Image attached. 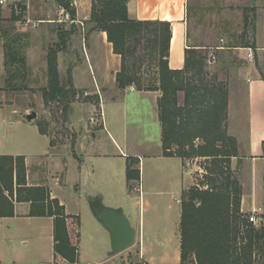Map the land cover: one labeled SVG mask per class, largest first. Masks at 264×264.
Listing matches in <instances>:
<instances>
[{"label":"crops","instance_id":"1","mask_svg":"<svg viewBox=\"0 0 264 264\" xmlns=\"http://www.w3.org/2000/svg\"><path fill=\"white\" fill-rule=\"evenodd\" d=\"M11 1L22 2L24 6L22 9H27L30 21L33 10L26 0ZM186 1L130 0L127 4V13L132 20L160 21L170 24L168 66L171 70H181L184 66V53L187 49ZM44 3L53 5L57 9L59 18L55 21L51 19L38 22L65 25V31L70 32L65 51L58 54V71L69 64L68 60L66 63L62 60L63 55L70 57L69 43L76 44V47H73L77 48L78 52L77 64L75 61L74 64L70 63L74 65L71 69L74 88L84 90L88 96L95 99L99 98L101 103L116 105L115 111L118 110L120 114L110 117L118 124L117 127H112L113 132H110L107 128L109 121L107 113H103L99 108L102 113L104 134L112 146V154L109 156L119 161L118 170L104 169L97 175L89 173V176H83L79 184L69 185L65 184L61 175L59 178H52L53 184L50 189L47 188L50 199H56L64 208L67 232L72 245L77 249V260L74 264H128L133 253L137 264H180L181 196L194 184L192 171L186 170L182 160L162 155L161 127L157 112L160 92L135 91L132 87L123 91L118 90L115 77L120 70V57L113 54L105 33L90 32L86 28L85 23L90 17L91 0H72L74 18H69L65 14L60 16L59 7L53 0ZM6 6H0V84L3 80L4 62L1 31L4 30L5 25L10 30L13 29L14 34L16 33L14 26H17L18 32L24 30L18 25L22 23L20 19L23 20L24 16H16L13 13L12 15L18 19L13 22L12 15L11 17L8 15L13 11V7ZM71 21L74 23L72 24ZM81 56L83 63L80 61ZM82 66H85L84 73L80 71ZM244 113L243 123L233 122L231 125L233 113L229 114L228 132L245 152L242 157L232 159L231 167L238 176L241 188L240 213L250 215L252 210H259L256 215L263 218L264 70L262 77H253L247 84ZM0 130L3 131L1 124ZM36 131L44 140L43 152L40 151L38 154H34L32 147L27 143L20 147L13 145L9 148L7 134L3 132L0 135V156L24 158L28 170L27 187L30 188L45 187V185L32 183L31 165L28 163L33 159L49 155L51 151L49 139L40 134L37 127ZM87 138L95 139V131L90 132ZM76 153L79 158L83 153L85 154L81 151ZM91 155L99 158L108 157V154L100 153ZM128 158L137 161L139 170V181L133 182L136 186L131 190L126 181ZM61 165L57 163L54 165L56 172L60 174L62 171L61 169L59 171L58 167L60 168ZM89 178H93L94 181L89 183ZM63 190L73 192L75 197L72 196V199H76V211L70 210L68 204L57 194ZM136 195L139 197V202L134 203ZM86 197L101 200L104 206L123 211L135 232V243L131 248L117 255L110 254L109 235L91 214ZM12 203L13 216L0 218V264H71L54 252L53 218L30 217V203ZM136 206L139 207L138 213ZM90 235L97 236L91 246L88 245ZM125 252L126 255L123 256Z\"/></svg>","mask_w":264,"mask_h":264},{"label":"trees","instance_id":"2","mask_svg":"<svg viewBox=\"0 0 264 264\" xmlns=\"http://www.w3.org/2000/svg\"><path fill=\"white\" fill-rule=\"evenodd\" d=\"M53 1L74 18L75 11L70 8L72 0ZM129 1L91 0L90 17L85 23L90 26V32L105 33L113 54L120 57L121 66L115 77L118 90L134 86L138 91L160 92L157 112L162 155L182 161L210 159L213 167L208 172L221 180L215 179L219 182L217 187L212 183H206L202 188L193 186L181 198L180 264H264V223L254 227L248 223L247 215L240 213V186L228 166L229 159L236 157V145L226 133L225 85L216 76H207L205 58L194 49L185 50L181 70H171L168 66L170 24L130 19L127 13ZM16 20L12 15V21ZM250 26L253 30V23ZM247 30L245 18L241 37H246ZM69 35L70 32L59 31L56 50L49 49L47 84L41 90L43 101L57 104L63 113L77 96L71 69H67L64 83L58 71V54L66 49ZM19 37L22 38L1 32L5 74L0 90L5 93L19 92L20 83L24 85L29 78L25 56L16 42ZM254 43H244V48L254 50ZM145 65L155 68L156 79L151 87H143ZM178 94L182 95L181 102ZM38 131L44 135L41 129ZM196 140L201 141L200 146L194 145ZM137 164L135 159H127L129 189L131 182L139 181ZM19 192L25 193L24 200L20 201ZM13 195L16 202L30 203V217L53 218L54 252L74 264L77 249L67 232L63 206L56 199H50L48 191L25 185L23 157L0 156V218L13 216Z\"/></svg>","mask_w":264,"mask_h":264},{"label":"rangeland","instance_id":"3","mask_svg":"<svg viewBox=\"0 0 264 264\" xmlns=\"http://www.w3.org/2000/svg\"><path fill=\"white\" fill-rule=\"evenodd\" d=\"M26 2L33 10L30 16L31 22L27 14H22L20 15L21 17L24 16L23 20L20 19L22 23L18 25H21L24 30L18 32L17 26H14L16 32L14 34L13 29L10 30L5 25L4 30L1 31L11 37L12 35L22 36L16 42L20 53L22 52V55L24 54L25 56L29 78L25 84L23 83L24 85L20 83L19 92L2 93L0 90V124L3 126V131L0 130V135L3 132L7 134V147L12 148L13 145L20 147V145L27 143L32 147L33 153L38 154L40 151L43 152L44 140L38 136L36 127L42 130V133L50 141L51 151L49 155L33 159L28 164L31 165L30 176L32 183L44 184L45 187L39 188L46 192L53 184L51 179L59 178L61 175L64 177L65 184L69 185L79 184V181L83 180V176H89V173L97 175L104 169L118 170L119 161L115 157L109 156V154H112V146L104 134L102 114L101 110H99L101 108L103 113H107L109 120H107V128L110 132H113L112 127H117L118 124L110 117L120 115L118 110L115 111L116 105L108 102L101 103L99 98L95 99L92 96H88L84 90L75 88L77 96L66 113H63L61 107L57 104H47L43 101L41 90L46 88L47 84V53L49 49L56 50V45L59 43L58 32L61 30L65 31V25L40 24L38 21H49L51 19L55 21L58 19L57 9L53 5L40 0H26ZM6 5V7L8 5L14 6L13 11L10 12L11 14L8 13L10 17L13 13L15 14L14 8L24 7L22 2L17 3L11 0H7ZM245 18L248 21V33L246 37H241ZM185 22L187 49H194L199 55L203 56L205 58L204 70L207 76H216L218 81L226 87L225 126L227 135L232 137L228 132L229 114L233 113L231 115L233 120L230 125L233 122L243 123L247 84L253 77L263 76L264 0H187ZM251 23H253V30L251 29L252 26H250ZM89 27L87 25L86 28L89 29ZM67 41H69V38ZM253 42H255L254 50L244 48V43L252 44ZM25 43L26 45L24 46L23 44ZM69 46L68 53L70 57L68 58L61 54L63 55L62 60L65 63L69 61V64H74L75 61L77 64L78 52L77 48L74 49L73 47H76V44L73 45L70 42ZM71 55H73L74 59ZM80 61L83 63V56L80 57ZM69 64L66 67H61L59 72L60 80L63 83L66 81L67 69L74 67V65ZM84 70L85 66H82L80 69L81 73H84ZM4 74L3 65V77ZM155 79V68L151 65H145L142 69L143 87H151L155 83ZM2 83L0 84L1 87H3ZM72 85L74 87L73 81ZM132 88L138 91L134 86ZM178 98L179 102H181L182 95L178 94ZM31 112L36 114V118L31 124H28L23 120L22 116ZM91 117L94 119L93 125L89 123ZM94 131L96 138H87L88 134ZM232 138L236 145V157L240 158L245 152L243 147L238 145L236 139ZM39 141L42 142L40 143ZM194 145L200 146L201 141L196 140ZM75 151L85 152V154H81L82 157L79 158ZM99 153L108 154V157L99 158L91 155ZM233 158L235 157L229 159L228 166L231 174L237 179L238 176H236L231 167ZM183 162L186 170L192 171L191 176L194 186L202 188L203 186L205 187L206 183L207 185L212 183L213 186L217 187L218 183L221 182L218 177L208 172L213 167L210 159L190 158ZM55 163L62 164L60 168L58 167L59 171L60 169L62 171L61 174L56 172ZM27 171L25 167V185H27ZM215 179H218L219 182ZM89 180V183L94 181L93 178H89ZM237 181L239 183L238 179ZM135 186L132 182L130 190ZM187 192L188 190L183 192L181 198ZM72 193V191L63 190L57 194L68 204L70 210L76 211V199H72V196H74ZM18 194L21 196L20 201L24 200L25 193L19 192ZM12 197L13 202H16L15 196L13 195ZM134 201V203L136 201L139 202L138 195H136ZM136 209L138 213L139 207L136 206ZM81 216L82 220H84V215L82 214ZM257 219L260 225L264 223V217L257 216ZM96 237V235L89 236V246L93 244V240ZM122 255L125 256L126 252ZM128 264H137L134 253L129 258Z\"/></svg>","mask_w":264,"mask_h":264},{"label":"water","instance_id":"4","mask_svg":"<svg viewBox=\"0 0 264 264\" xmlns=\"http://www.w3.org/2000/svg\"><path fill=\"white\" fill-rule=\"evenodd\" d=\"M22 118L25 122L31 123L35 120L36 114L31 112ZM85 200L95 220L109 235L111 255H117L134 245L135 232L121 209L106 207L98 199L86 197Z\"/></svg>","mask_w":264,"mask_h":264},{"label":"built area","instance_id":"5","mask_svg":"<svg viewBox=\"0 0 264 264\" xmlns=\"http://www.w3.org/2000/svg\"><path fill=\"white\" fill-rule=\"evenodd\" d=\"M43 2H48V1H52V0H42ZM6 2H7V0H0V6H5L6 5ZM73 3H71L70 4V8H73ZM13 6V5H12ZM14 7V6H13ZM24 8V7H23ZM15 9V14L17 15V16H20V15H22V14H27V9L26 10H23L22 8H14ZM59 9V15L60 16H63L64 14L65 15H68V12L67 11H65L63 8H61V7H59L58 8ZM68 17L70 18V16L68 15ZM58 23H61V21H58ZM71 23L73 24L74 23V21H71ZM102 114V113H101ZM102 116V115H101ZM89 123L91 124V125H93L94 124V119H93V117H91L90 119H89ZM259 212V210L257 211V210H252V212H251V214L250 215H247V221H248V223H250V224H252L254 227H258V226H260V222H259V220L257 219V213Z\"/></svg>","mask_w":264,"mask_h":264}]
</instances>
